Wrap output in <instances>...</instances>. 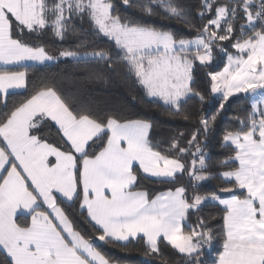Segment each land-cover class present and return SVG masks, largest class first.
Returning a JSON list of instances; mask_svg holds the SVG:
<instances>
[{"label":"snow or ice","instance_id":"obj_1","mask_svg":"<svg viewBox=\"0 0 264 264\" xmlns=\"http://www.w3.org/2000/svg\"><path fill=\"white\" fill-rule=\"evenodd\" d=\"M122 3L145 16L178 19L195 36L177 38L171 31L122 16L112 0H0L2 102L7 104L10 90L26 88V72L12 71L10 66H25L26 61L45 64L59 57L105 62L108 67L115 63L104 49H64L58 56L51 55L43 44L25 42V30L39 36L51 29L64 40L79 31L73 21L87 17L95 35L115 42L120 62L146 95L176 111L189 98L204 100L193 88L195 62L210 64L214 48L224 52L220 42L234 38L231 46L238 55L229 54L223 71L207 75L211 92L222 96L220 110L235 93L254 94L246 118L237 117L241 127L223 136L224 145L233 146L235 154L220 163L236 161L238 166L217 174L225 182L234 181L223 191L244 190L243 197L221 199L215 193L203 196L195 191L189 196L183 186L153 198L146 191H134L136 165L163 182L187 173L193 189L200 181L214 178L197 139L201 129L192 133L188 147L181 146L183 133L173 138L166 150L176 153L172 156L153 145L150 122L94 117L90 110H74L53 87H41L0 120V250L6 264H110L93 238L77 230L59 206L58 195L70 205L80 201L99 241L128 242L140 237L146 246L144 256L159 257V264H169L161 252L165 242L184 257V264H203L204 249L215 239L213 230L202 217L190 231L184 230V222L190 210L199 211L209 199L218 201L223 205L222 250L215 264H264V0H201L196 15L201 20L212 15L202 27L192 22L190 10L180 0ZM242 19L237 35L236 25ZM87 46L86 38H80L76 47ZM215 119H200L204 134ZM47 121L54 122L62 143L33 134ZM94 145L102 146L90 151ZM187 155L193 157L190 164L182 160ZM44 205L50 211L41 210Z\"/></svg>","mask_w":264,"mask_h":264},{"label":"trees","instance_id":"obj_2","mask_svg":"<svg viewBox=\"0 0 264 264\" xmlns=\"http://www.w3.org/2000/svg\"><path fill=\"white\" fill-rule=\"evenodd\" d=\"M116 11L122 16L131 17L145 24L153 25L157 28L171 31L177 38L191 39L195 36V31L178 19L166 18L163 14L154 16H145L133 7L125 6L122 0H112ZM201 0H180L191 12L192 22L197 27H202L212 15H206L203 20L196 15L200 7ZM223 2V0H221ZM236 25L237 35H239V23ZM75 34L69 33L64 40L55 37L51 29H46L39 36L36 33H25L22 39L32 44H43L49 53H59L64 49L73 51H92L93 49H104L114 58L115 63L108 67L105 62H77L73 58L55 60L45 64H27L25 66H12V71L26 72V88L10 92L7 96V104L0 103V120L5 114L19 106L24 100L38 91L41 87H53L57 93L68 102L74 110L81 108L90 110L94 117H105L107 115L117 116L121 119L146 120L152 124L149 138L157 150L175 156V152H167L173 138H178L180 133L183 137L180 140L182 147H188L187 141L191 139L192 133L201 129L197 137L206 159L209 161V172L214 178L206 181H200L197 188L193 189L192 181L187 173L178 174L174 181L163 182L156 178L146 176L139 166H135L134 172L137 175V183L134 190H143L149 193V197L166 192L176 187H185L189 196L197 192L203 196H210L212 193L220 197H230L237 195L243 197L244 190L235 189L233 192L223 191L231 188L232 182H225L217 174L229 171L238 166V162L229 161L227 164L220 163L234 156L233 146L224 145L223 136L226 131H236L241 125L237 117L246 118V114L251 110L253 96L251 93H236L225 101V107L220 110L219 106L222 96L211 92L209 72H220L226 65L228 55L238 54L237 50L231 45V41L220 42V45L226 51L221 52L219 48H214V60L208 65H201L199 61L195 62L193 77V88L203 94L204 100L198 97H192L182 103L179 111L164 106L158 98L148 97L142 85L139 84L133 73L128 71L125 64L120 62L117 55L118 49L115 42L103 34L99 36L93 32V25L87 17L83 21L75 19ZM80 38H86L88 46L77 48ZM122 55V54H121ZM215 116V122L211 124V130L204 134L200 125L202 117L211 120ZM187 118V119H185ZM33 134L47 136L50 143H62L57 134V128L51 121L42 123L39 131ZM106 140V137H105ZM91 144V142H90ZM102 146V145H100ZM100 146H93L90 151H99ZM195 151V146L191 149ZM191 155L182 157L183 162L190 164ZM59 206L73 221L77 230L81 231L86 238H93L94 246L112 263L118 264H146V261L152 260L153 264H159V257H145V242L140 237L132 238L128 242H109L99 241L96 237L98 232L89 223L87 211L80 208V201L75 204L64 202L59 196L57 200ZM223 206L218 202L208 200L204 202L199 211L190 210L188 219L184 222V230L190 231L191 227L197 224L198 218L202 217L207 227L213 230L215 239L212 246L205 247L202 260L203 264H215L219 251L222 250V240L219 236V229L223 224L222 220ZM30 219V217H29ZM161 252L168 258L169 264H184V257L178 254L174 249L165 243L161 244ZM5 254L0 250V262L6 264Z\"/></svg>","mask_w":264,"mask_h":264},{"label":"crops","instance_id":"obj_3","mask_svg":"<svg viewBox=\"0 0 264 264\" xmlns=\"http://www.w3.org/2000/svg\"><path fill=\"white\" fill-rule=\"evenodd\" d=\"M49 54H51V55H55V53H49ZM235 55H238V54H235ZM235 57V56H234ZM50 62H53V61H50ZM50 62H46V63H50ZM25 63V65H27V64H39V63H34V62H30V61H26V62H24ZM10 67H12V66H10ZM224 69V68H223ZM223 69L221 70V71H223ZM220 71V72H221ZM19 90H22V89H18V90H10V92H14V91H19ZM218 95H221L220 93H217ZM236 94V93H235ZM2 102V98H0V103ZM53 124H54V122H52ZM150 133V132H149ZM51 159V158H50ZM137 166V165H136ZM142 170V169H141ZM142 172H143V170H142ZM144 173V172H143ZM146 176H148V177H151V178H155V177H152L150 174H147V173H144ZM134 190V189H133ZM134 191H139V190H134ZM143 191V190H142ZM164 193V192H163ZM160 194H162V193H160ZM159 195V194H158ZM59 196V195H58ZM219 196V195H218ZM220 197V196H219ZM221 199H229V198H231V196L230 197H220ZM215 202H218V201H215ZM219 203V202H218ZM223 206V205H222ZM41 210H48V211H50V209H47V206L46 205H44L43 207H42V209ZM86 210V209H85ZM130 239H132V238H130ZM110 264H118V263H111L110 262Z\"/></svg>","mask_w":264,"mask_h":264},{"label":"rangeland","instance_id":"obj_4","mask_svg":"<svg viewBox=\"0 0 264 264\" xmlns=\"http://www.w3.org/2000/svg\"><path fill=\"white\" fill-rule=\"evenodd\" d=\"M56 56H58L59 55V53H57V54H55ZM233 57L234 56H236V55H232ZM65 58H70V57H59V59H57V60H60V59H65ZM227 63H228V59H227V61H226V65H227ZM225 65V66H226ZM261 90H257V92H260ZM252 94V93H251ZM254 94H252V96H253ZM256 99H259V96H256ZM98 250V249H97ZM99 251V250H98ZM112 263V262H111Z\"/></svg>","mask_w":264,"mask_h":264}]
</instances>
